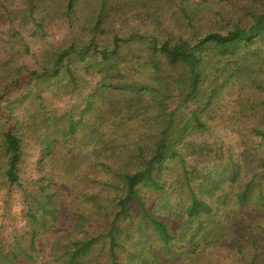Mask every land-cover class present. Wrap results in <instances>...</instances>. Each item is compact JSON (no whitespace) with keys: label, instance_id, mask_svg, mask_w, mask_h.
<instances>
[{"label":"trees","instance_id":"16d2710c","mask_svg":"<svg viewBox=\"0 0 264 264\" xmlns=\"http://www.w3.org/2000/svg\"><path fill=\"white\" fill-rule=\"evenodd\" d=\"M61 21L52 62L16 67L20 29ZM213 123L264 149V0H0V191L27 219L0 264H264V157L218 177L193 141Z\"/></svg>","mask_w":264,"mask_h":264},{"label":"rangeland","instance_id":"374dc122","mask_svg":"<svg viewBox=\"0 0 264 264\" xmlns=\"http://www.w3.org/2000/svg\"><path fill=\"white\" fill-rule=\"evenodd\" d=\"M20 36V44H18L17 48L24 45L28 50L27 52H22L21 56L16 60V67L40 71L43 64L52 62V55L55 54L57 49L67 45L70 33L67 23L61 21L52 26L46 25L42 33L36 27L27 25L20 29ZM21 76L25 77V72ZM83 78L86 80L83 87L94 86L97 83L95 77L87 75ZM34 82L35 80L32 81L33 84ZM23 88L24 85H21L20 89ZM14 90L17 89L11 90L10 93H14ZM83 91L80 90L75 95L56 97L53 99L52 104L61 112L82 109L81 94L85 93ZM4 98L6 97L4 96ZM21 109H24V105L19 106L17 113H22ZM1 114L3 115V122L6 124L5 130L7 131L10 129L9 126L12 125V121L6 113L2 112ZM250 139L244 130L237 132L230 131L224 129L221 125L213 123L200 136L195 137L193 141L205 144L207 153L209 154L208 159L210 160L207 165L214 167V172L219 177L221 173L225 174L227 172L226 169H230L231 165L237 166L240 173L243 170V166L249 164L251 160L264 157L263 146H259L256 141ZM39 158L40 150L38 146L33 141L27 140L23 150L20 174L21 180L25 185L28 183L31 185L33 181L39 178ZM197 167L201 169L203 164L197 163ZM29 189L31 190L32 188ZM172 196L166 194L156 201L158 206H162L159 210L160 215L166 217L167 206L165 202H172L176 197ZM25 207V200L20 190L13 187L9 191H0V240L3 242L5 248L10 247L15 236H21L27 231ZM194 227L192 226L188 231V238L195 230ZM139 242H136L135 247L130 248L131 252L139 249ZM129 263H132L130 259ZM36 264H48L47 258H41Z\"/></svg>","mask_w":264,"mask_h":264}]
</instances>
